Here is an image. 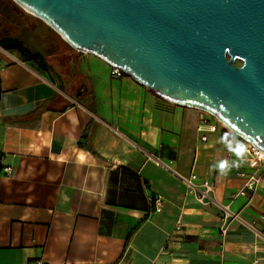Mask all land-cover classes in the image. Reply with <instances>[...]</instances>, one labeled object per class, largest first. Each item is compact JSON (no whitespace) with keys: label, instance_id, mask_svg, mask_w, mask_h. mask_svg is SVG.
Segmentation results:
<instances>
[{"label":"crops","instance_id":"1","mask_svg":"<svg viewBox=\"0 0 264 264\" xmlns=\"http://www.w3.org/2000/svg\"><path fill=\"white\" fill-rule=\"evenodd\" d=\"M26 16L0 0V41H22L14 21ZM71 48L74 80L0 47V168H12L0 176V264H264V237L247 227L264 233V171L240 138ZM241 171L261 182L231 199ZM191 172L239 213L225 233L215 206L187 193L178 175Z\"/></svg>","mask_w":264,"mask_h":264},{"label":"water","instance_id":"2","mask_svg":"<svg viewBox=\"0 0 264 264\" xmlns=\"http://www.w3.org/2000/svg\"><path fill=\"white\" fill-rule=\"evenodd\" d=\"M12 1L67 45L264 153V0Z\"/></svg>","mask_w":264,"mask_h":264},{"label":"built area","instance_id":"3","mask_svg":"<svg viewBox=\"0 0 264 264\" xmlns=\"http://www.w3.org/2000/svg\"><path fill=\"white\" fill-rule=\"evenodd\" d=\"M110 73L112 76H122L124 73L116 67H111ZM211 131H215V126L209 127ZM230 132V131H229ZM231 133V132H230ZM233 134V133H231ZM237 136V135H236ZM206 139V137H202V140ZM240 142L243 145L245 153L250 157L253 161L258 163L259 168L264 171V155L259 152L255 147H253L249 142H245L240 139ZM263 155V156H262ZM12 172V168L10 166H3L0 168V176L2 174H10ZM239 175L244 177L245 181L243 187L240 188L238 191L233 193L230 198L235 199L237 196H244L249 197L254 194L258 185L261 182V176L257 173H246V172H239ZM180 180L185 185L187 189V193L192 195L196 201L200 202L201 204H210L215 206L218 210L220 216V231L221 233H225L227 228L236 220H241V217L238 212H233L230 209L229 203L219 202L215 200L213 197L214 187L210 180L206 179H199L198 175L194 172H191L189 176H182L178 175ZM151 204L154 206V211L159 212L162 208V200L160 197H155L151 200ZM247 227L251 230H254L257 234L264 237V233L257 230L252 224L247 225ZM34 264H44L41 261H36ZM254 264H261V262L256 259L254 260Z\"/></svg>","mask_w":264,"mask_h":264},{"label":"rangeland","instance_id":"4","mask_svg":"<svg viewBox=\"0 0 264 264\" xmlns=\"http://www.w3.org/2000/svg\"><path fill=\"white\" fill-rule=\"evenodd\" d=\"M16 22L14 21L22 29L24 46L41 52L44 60L55 74H65L67 79L74 80L77 69L73 62L75 55L70 52L71 46L67 45L55 31L30 14L18 23ZM235 64L239 66L240 62L236 61Z\"/></svg>","mask_w":264,"mask_h":264},{"label":"trees","instance_id":"5","mask_svg":"<svg viewBox=\"0 0 264 264\" xmlns=\"http://www.w3.org/2000/svg\"><path fill=\"white\" fill-rule=\"evenodd\" d=\"M0 47L8 51L16 50L18 53L21 54L25 61H32L40 69H46L48 67V64L44 60L41 52L39 53L38 51H33L29 47L24 46L23 42L15 36L1 40ZM124 75L126 74L124 73Z\"/></svg>","mask_w":264,"mask_h":264},{"label":"flooded vegetation","instance_id":"6","mask_svg":"<svg viewBox=\"0 0 264 264\" xmlns=\"http://www.w3.org/2000/svg\"><path fill=\"white\" fill-rule=\"evenodd\" d=\"M22 10V9H21ZM23 12H25L24 10H22ZM27 15H28V13H27ZM36 18V17H35ZM37 20H40L41 22H43L41 19H37ZM44 23V22H43ZM44 24H46V23H44ZM48 26V25H47Z\"/></svg>","mask_w":264,"mask_h":264},{"label":"bare ground","instance_id":"7","mask_svg":"<svg viewBox=\"0 0 264 264\" xmlns=\"http://www.w3.org/2000/svg\"><path fill=\"white\" fill-rule=\"evenodd\" d=\"M263 155H264V153H263ZM263 155H262V156H263Z\"/></svg>","mask_w":264,"mask_h":264},{"label":"clouds","instance_id":"8","mask_svg":"<svg viewBox=\"0 0 264 264\" xmlns=\"http://www.w3.org/2000/svg\"><path fill=\"white\" fill-rule=\"evenodd\" d=\"M223 167V166H222Z\"/></svg>","mask_w":264,"mask_h":264}]
</instances>
